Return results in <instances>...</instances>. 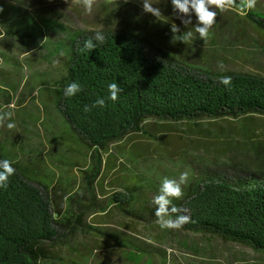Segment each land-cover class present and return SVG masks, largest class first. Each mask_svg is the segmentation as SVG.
<instances>
[{
    "label": "trees",
    "instance_id": "1",
    "mask_svg": "<svg viewBox=\"0 0 264 264\" xmlns=\"http://www.w3.org/2000/svg\"><path fill=\"white\" fill-rule=\"evenodd\" d=\"M234 7L264 34L263 10H244L239 7V0ZM0 8V25L4 28H0V35L21 39L29 47L27 52L43 46L47 40L45 27H58L61 36L52 41L47 57L59 60L64 71L52 78L41 71L50 80L46 85L48 100L55 103L84 147L83 156L88 162L83 164L88 166L81 169L80 180L90 187L115 168L111 158L118 155L113 145L132 133L145 132L149 120L196 122L264 115L262 74L194 65L169 54L149 37L122 28L97 29L105 35V42L93 40L96 48L88 51L83 48L84 42L93 38L96 30L61 24L52 17L39 19L26 7L5 0H0ZM20 12L28 13L29 22L24 23ZM31 20L43 26L39 37L34 38L27 30ZM0 54L19 63L13 55ZM223 76L232 77L231 85L220 82ZM72 82L79 83L82 91L69 97L65 89ZM110 83H117L122 89L115 102L107 99ZM98 98H104L106 106L86 113L85 105L91 106ZM5 159L9 160L0 152V160ZM9 161L15 174L6 189L0 188V264H55L60 260L59 247L82 232L95 230L117 237L88 221L98 210L113 208L138 218L146 213L157 219L153 202L139 199L144 187L141 179L138 183L116 182L111 197L102 201L91 198L90 203H85L78 194L67 196V190L57 183L62 178H56L55 173L51 181L56 182L52 185L51 181L38 178L40 174L26 164L22 166L18 157ZM74 165L82 164L72 161L71 166ZM183 193L180 199H173L181 210L178 214L190 217L182 229L264 251V172L231 177L216 172L194 173ZM125 239L129 242L125 247L130 255L138 256L139 262L151 252L148 248L133 250L136 243Z\"/></svg>",
    "mask_w": 264,
    "mask_h": 264
},
{
    "label": "rangeland",
    "instance_id": "2",
    "mask_svg": "<svg viewBox=\"0 0 264 264\" xmlns=\"http://www.w3.org/2000/svg\"><path fill=\"white\" fill-rule=\"evenodd\" d=\"M5 1L26 7L39 19L52 17L81 29L114 27L138 32L169 54L194 65L264 75V34L255 30L234 6L218 13L208 39L203 41L195 32V15L186 28L173 12L171 0H150L161 9L163 16L158 19L143 12L142 0H96L91 14L86 13L82 0ZM254 8L264 11V0H257ZM21 14L24 23L29 22L28 13L20 12V17ZM173 23L180 27L175 37L171 32ZM0 28L4 30L2 25ZM41 28L31 20L27 30L36 38L42 35ZM44 29L47 40L43 46L28 52L29 47L21 39L0 35V53L13 55L19 62L14 64L7 55L0 54V113L13 112L11 120H5L0 127V152L9 160L18 157L22 166L26 164L49 183L53 173L56 178L65 174L72 161L83 164L88 160L70 124L47 98L50 80L42 71L52 78L62 74L64 68L59 60L47 57L52 41L61 36L58 27ZM187 31L193 32V38L184 43L178 35ZM221 62L223 69L219 67ZM9 122L16 128L9 130ZM144 127L145 132L132 133L113 145L118 155L111 158L115 168L105 176L108 184L138 183L141 179V201L152 202L163 178L178 180L183 172L189 176L182 188L194 173L216 172L231 177L264 172L263 114L196 122L149 120ZM143 215L138 218L113 208L96 211L88 221L117 237L95 230L79 233L66 247L59 248L61 259L55 264H264V251L182 228L161 229L157 219ZM125 238L136 243L133 250L148 248L151 252L139 262L138 256L130 255L125 247L129 244Z\"/></svg>",
    "mask_w": 264,
    "mask_h": 264
},
{
    "label": "clouds",
    "instance_id": "3",
    "mask_svg": "<svg viewBox=\"0 0 264 264\" xmlns=\"http://www.w3.org/2000/svg\"><path fill=\"white\" fill-rule=\"evenodd\" d=\"M83 6L86 13L91 14L95 6L96 0H82ZM125 3L128 0H124ZM257 0H239V7L244 10H252L256 5ZM236 4V0H171V5L173 12L176 14L177 18L180 19L181 24L186 28L192 24V17L195 15L196 24L195 32L199 34L200 39L206 41L208 39L209 33L216 22V17L219 12L228 10L230 7ZM142 9L144 13L151 14L156 19L163 16L161 9L159 7H154L150 0H142ZM0 11H3L0 8ZM171 32L174 34L173 37L180 33V27L173 23L171 25ZM179 40L184 43L193 38V32L187 31L178 35ZM47 38V37H46ZM105 35L102 31L96 30L93 38H90L84 42L83 48L91 51L96 48V44L93 40L103 44L105 42ZM219 67L223 69V63L221 62ZM220 82L229 86L232 83V77L223 76L220 78ZM82 91L79 83L72 82L65 89L66 96H74ZM122 89L117 83H110L108 85L109 96L108 100L113 102L119 99V93ZM106 100L104 98H98L91 106L85 105L84 111L90 112L96 107H105ZM13 112H2L0 113V127L4 126L5 120H11ZM6 127L11 130L16 128V124L9 122ZM15 174V168L12 166V162L5 159L0 160V188H7L9 183V178ZM189 173L183 172L180 174L179 179H170L168 177L163 178L159 192L153 197V204L156 206L155 216L161 229L165 230H179L186 223L190 221L188 215L178 214L181 210L173 204V199H180L183 196V188L188 180ZM173 214H178L173 217Z\"/></svg>",
    "mask_w": 264,
    "mask_h": 264
},
{
    "label": "crops",
    "instance_id": "4",
    "mask_svg": "<svg viewBox=\"0 0 264 264\" xmlns=\"http://www.w3.org/2000/svg\"><path fill=\"white\" fill-rule=\"evenodd\" d=\"M88 165L82 164L81 166H71L69 168L65 169V174L59 176V178H62L58 180L57 183H59L61 189L67 190L68 195H79V199L82 202L90 203V199L94 198L96 201H102L104 199H107L108 197H111L116 189L115 182H112L108 184V181L105 179V176H102V179L96 181L94 185L91 187L88 186V183L86 181L80 180L79 172H81V169H85ZM56 182V180L51 181V184L53 185ZM90 215L89 217H91ZM88 217V220H89ZM61 247H66V244L61 245ZM59 253V249H58ZM60 257V255L58 254ZM61 259V257H60ZM46 264H54V263H46Z\"/></svg>",
    "mask_w": 264,
    "mask_h": 264
}]
</instances>
